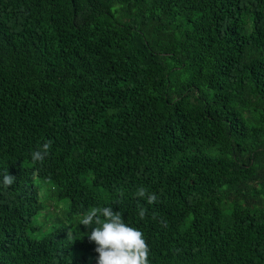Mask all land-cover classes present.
Wrapping results in <instances>:
<instances>
[{"label":"trees","instance_id":"trees-1","mask_svg":"<svg viewBox=\"0 0 264 264\" xmlns=\"http://www.w3.org/2000/svg\"><path fill=\"white\" fill-rule=\"evenodd\" d=\"M5 170L0 264H95L101 206L150 264H264V0H0Z\"/></svg>","mask_w":264,"mask_h":264},{"label":"clouds","instance_id":"clouds-1","mask_svg":"<svg viewBox=\"0 0 264 264\" xmlns=\"http://www.w3.org/2000/svg\"><path fill=\"white\" fill-rule=\"evenodd\" d=\"M51 141L45 140L29 153L32 163H40L48 155ZM14 177L6 170L0 174V188H8L14 182ZM136 196L151 204L156 196L139 187ZM137 215L143 219L144 209H139ZM79 224L90 227L87 239L94 243L97 254L95 264H150L149 248L142 232L129 226L122 220L120 211H113L111 206L92 207L79 221ZM89 229V228H87Z\"/></svg>","mask_w":264,"mask_h":264},{"label":"rangeland","instance_id":"rangeland-1","mask_svg":"<svg viewBox=\"0 0 264 264\" xmlns=\"http://www.w3.org/2000/svg\"><path fill=\"white\" fill-rule=\"evenodd\" d=\"M34 182L36 183V184H39V187H41V189L42 188H45L46 186H47V181H44V180H42L41 178H38V177H35L34 178ZM42 193V192H41ZM43 194V193H42ZM46 203H47V205L49 206L50 204H51V200H48V201H46ZM63 203V202H62ZM52 207L51 206H49V209H51ZM37 222H40L39 220H38V218H37V220H36V223Z\"/></svg>","mask_w":264,"mask_h":264}]
</instances>
